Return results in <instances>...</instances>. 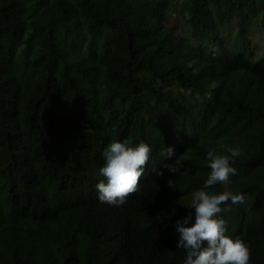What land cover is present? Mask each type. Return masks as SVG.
<instances>
[{
	"label": "trees",
	"instance_id": "obj_1",
	"mask_svg": "<svg viewBox=\"0 0 264 264\" xmlns=\"http://www.w3.org/2000/svg\"><path fill=\"white\" fill-rule=\"evenodd\" d=\"M176 6L0 0V264H184L176 224L194 223L207 151L236 146L237 174L208 190L246 196L220 218L264 264V56L249 38L264 0H183L209 51L167 26ZM233 22L227 45L219 28ZM124 140L152 151L140 190L114 207L95 186Z\"/></svg>",
	"mask_w": 264,
	"mask_h": 264
},
{
	"label": "clouds",
	"instance_id": "obj_2",
	"mask_svg": "<svg viewBox=\"0 0 264 264\" xmlns=\"http://www.w3.org/2000/svg\"><path fill=\"white\" fill-rule=\"evenodd\" d=\"M151 151V147L143 141L137 144L128 140L111 142L103 153L105 163L99 170L104 179L95 186L98 200L114 207L123 206L129 196L140 190L139 180L144 174ZM227 152L228 155H221L215 149L207 151L210 172L202 188L192 193L188 206L194 210V223L190 227L186 226L193 219L191 213L177 221V248L185 250L184 264H250L249 246L244 240L227 235L226 221L220 218L222 212L231 211L230 207L222 205L229 201L233 205L243 204L246 196L230 191L216 194L208 190L218 183H227L230 176L237 174L232 163L242 155V149L240 146L229 147ZM163 155L171 158L174 148L167 147ZM168 168L172 173L179 171L178 167L168 165ZM157 174L162 175L159 172ZM168 183L173 188L174 182L169 180Z\"/></svg>",
	"mask_w": 264,
	"mask_h": 264
},
{
	"label": "rangeland",
	"instance_id": "obj_3",
	"mask_svg": "<svg viewBox=\"0 0 264 264\" xmlns=\"http://www.w3.org/2000/svg\"><path fill=\"white\" fill-rule=\"evenodd\" d=\"M174 1L177 3V6L171 9V16L169 17V23L167 22V26L179 34V36L187 42L188 46L193 49H197L201 41L193 35L187 23L186 12H184L180 7L183 0ZM249 25V38L253 46L255 60H258L264 56V31L260 28L259 20L251 22ZM220 28V36L224 40L225 44H230L237 33V23L233 22L221 29ZM201 44L207 48L208 51L211 49L208 42Z\"/></svg>",
	"mask_w": 264,
	"mask_h": 264
}]
</instances>
